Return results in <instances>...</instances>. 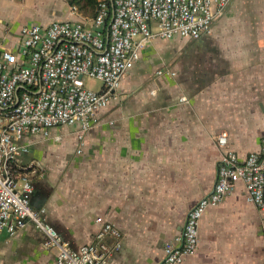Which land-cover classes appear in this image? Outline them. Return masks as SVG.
<instances>
[{
	"label": "crops",
	"instance_id": "crops-1",
	"mask_svg": "<svg viewBox=\"0 0 264 264\" xmlns=\"http://www.w3.org/2000/svg\"><path fill=\"white\" fill-rule=\"evenodd\" d=\"M72 6L70 0H0V50L16 52L25 26L87 17ZM118 94L82 139L77 127H64L49 139L21 142L30 146L26 159L47 169L35 184L32 208L45 210L73 248L92 244L102 219L122 235L119 251L111 236L104 242L110 264H160L189 212L215 186L224 153L216 137L227 132L228 150L242 161L261 149L264 0H236L198 40H156ZM263 224L264 212L239 183L205 213L198 251L183 264H264ZM45 239L32 225L12 237L2 233L0 264H56Z\"/></svg>",
	"mask_w": 264,
	"mask_h": 264
},
{
	"label": "built area",
	"instance_id": "built-area-1",
	"mask_svg": "<svg viewBox=\"0 0 264 264\" xmlns=\"http://www.w3.org/2000/svg\"><path fill=\"white\" fill-rule=\"evenodd\" d=\"M234 2L100 0L93 18L21 28L17 51L0 50V235L12 237L32 225L45 236V247L56 252V264H110L105 240L111 236L117 241L115 251L122 245L120 231L111 224L98 219L101 229L94 242L76 249L47 222L45 210L32 208L35 184L47 169L26 159L30 146L21 142L49 139L52 130L64 127H77L82 139L96 126L99 112L120 100L123 78L148 46L156 40L202 38ZM86 78L101 82L102 89L87 88ZM52 138L60 141V136ZM216 142L224 153L215 186L189 212L182 234L166 245L160 264H183L196 254L203 216L239 183L248 202L264 212V140L260 151L244 161L228 150L227 132Z\"/></svg>",
	"mask_w": 264,
	"mask_h": 264
},
{
	"label": "trees",
	"instance_id": "trees-1",
	"mask_svg": "<svg viewBox=\"0 0 264 264\" xmlns=\"http://www.w3.org/2000/svg\"><path fill=\"white\" fill-rule=\"evenodd\" d=\"M99 1L100 0H70V4L76 5L83 13H92L94 15Z\"/></svg>",
	"mask_w": 264,
	"mask_h": 264
},
{
	"label": "rangeland",
	"instance_id": "rangeland-1",
	"mask_svg": "<svg viewBox=\"0 0 264 264\" xmlns=\"http://www.w3.org/2000/svg\"><path fill=\"white\" fill-rule=\"evenodd\" d=\"M84 15H86L89 18H93L95 16V12H94V15L92 13H87V14L84 13ZM85 84H86L87 88L92 89L94 91H98L102 87L101 82H99L95 79H90V78L85 79Z\"/></svg>",
	"mask_w": 264,
	"mask_h": 264
}]
</instances>
